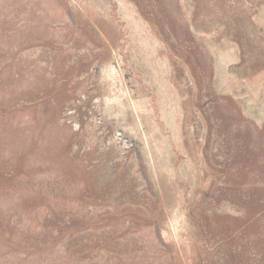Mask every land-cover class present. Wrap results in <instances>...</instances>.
Listing matches in <instances>:
<instances>
[{
	"label": "rangeland",
	"instance_id": "374dc122",
	"mask_svg": "<svg viewBox=\"0 0 264 264\" xmlns=\"http://www.w3.org/2000/svg\"><path fill=\"white\" fill-rule=\"evenodd\" d=\"M0 264H264V0H0Z\"/></svg>",
	"mask_w": 264,
	"mask_h": 264
}]
</instances>
